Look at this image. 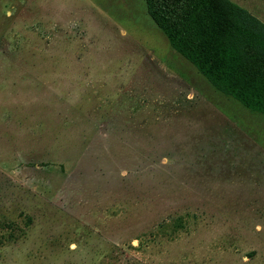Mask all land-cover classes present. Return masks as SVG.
<instances>
[{"label":"rangeland","instance_id":"1","mask_svg":"<svg viewBox=\"0 0 264 264\" xmlns=\"http://www.w3.org/2000/svg\"><path fill=\"white\" fill-rule=\"evenodd\" d=\"M0 264H264V114L145 0H0Z\"/></svg>","mask_w":264,"mask_h":264},{"label":"trees","instance_id":"2","mask_svg":"<svg viewBox=\"0 0 264 264\" xmlns=\"http://www.w3.org/2000/svg\"><path fill=\"white\" fill-rule=\"evenodd\" d=\"M170 46L222 94L264 114V24L231 0H145Z\"/></svg>","mask_w":264,"mask_h":264},{"label":"crops","instance_id":"3","mask_svg":"<svg viewBox=\"0 0 264 264\" xmlns=\"http://www.w3.org/2000/svg\"><path fill=\"white\" fill-rule=\"evenodd\" d=\"M236 1L239 2L238 0H236ZM232 2H234V1H232ZM262 2H264V0ZM239 3L243 4L246 8L251 10L254 14H252L246 8L239 5L240 7L247 10L251 15H253L256 19H258L261 23L264 24V7H262L260 5V0H241V2H239ZM251 4H252V7H250Z\"/></svg>","mask_w":264,"mask_h":264}]
</instances>
